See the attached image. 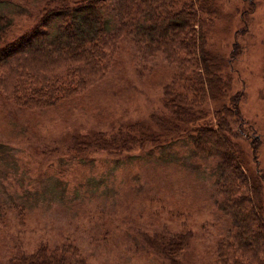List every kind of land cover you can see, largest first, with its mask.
<instances>
[{"label": "rangeland", "instance_id": "374dc122", "mask_svg": "<svg viewBox=\"0 0 264 264\" xmlns=\"http://www.w3.org/2000/svg\"><path fill=\"white\" fill-rule=\"evenodd\" d=\"M48 1L0 2V15L20 35ZM251 1L252 10L247 0H215L207 51L232 81L228 96L208 101L205 116L188 126H214L216 109L231 107L239 95L242 129L230 124L239 136L241 169L256 182V170L264 173V0ZM234 44L239 54L231 59ZM119 47L102 83L54 107L27 110L0 95V264L68 243L86 264H171L145 247L140 232L189 233L175 264L214 263L216 245L232 227L217 194V159L198 156L188 136L172 134L119 154L72 151L77 136L130 135L141 127L159 133L156 117L171 115L162 94L176 70L160 55L141 60L126 38ZM261 193L264 210V183Z\"/></svg>", "mask_w": 264, "mask_h": 264}, {"label": "trees", "instance_id": "16d2710c", "mask_svg": "<svg viewBox=\"0 0 264 264\" xmlns=\"http://www.w3.org/2000/svg\"><path fill=\"white\" fill-rule=\"evenodd\" d=\"M247 2L252 10L253 2ZM215 7V0H51L31 28L16 36L13 20L0 15V95L22 108L39 111L81 95L105 80L123 38L141 51V60L160 55L176 70L174 83L162 94L172 116H158L155 121L163 129L158 133L141 127L133 135L77 136L72 151L78 154L93 148L119 154L157 144L172 134L188 136L198 156L217 159V194L232 227L217 243L213 264H264V173L256 170L254 176L260 182H255L241 169L239 136L230 124L235 120L242 129L239 95L230 98L231 107L221 104L216 109L214 126L201 125L194 130L188 126L205 116L204 104L228 96L232 81L229 73H222L219 57L207 51V16L216 13ZM238 48L234 44L231 59L239 54ZM134 127L128 128L133 131ZM138 235L148 250L158 252L171 264L177 263L176 257L191 237L189 233ZM7 264L86 262L68 243L52 251L41 246Z\"/></svg>", "mask_w": 264, "mask_h": 264}]
</instances>
